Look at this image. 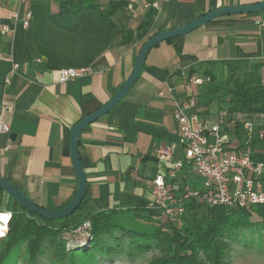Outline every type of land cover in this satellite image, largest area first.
<instances>
[{"label":"crops","instance_id":"obj_1","mask_svg":"<svg viewBox=\"0 0 264 264\" xmlns=\"http://www.w3.org/2000/svg\"><path fill=\"white\" fill-rule=\"evenodd\" d=\"M98 1L107 5L113 0ZM128 1L133 9L119 12L114 19L136 31L148 10L145 3L153 0ZM262 1L169 0L142 37L128 44L116 42L83 76L60 81L59 70L47 68L30 28L23 25L32 0H0V125L9 127L8 132L0 130V175L42 207L59 210L68 205L79 187L71 158L72 127L122 87L143 43L160 30L187 25L212 10ZM263 23L264 12L226 15L151 48L127 95L80 135L79 152L88 183L80 214L117 207H134L140 214L158 212L145 206L158 172L166 175L178 197L186 188H202L191 164L185 162L172 176L173 163H161L155 156L157 146L178 139L173 115L178 103L194 99L196 105L190 111L198 113L207 126L222 122L225 113L229 122L224 129L235 149L258 151L252 145L257 133L245 131L242 120L251 118L256 125V119L264 116L226 113L209 92L211 80L205 71L217 82L246 72H256L264 82ZM199 78L201 82L196 83ZM245 144L249 146L238 149ZM183 157L178 146L173 161ZM74 220L71 217L69 222Z\"/></svg>","mask_w":264,"mask_h":264},{"label":"trees","instance_id":"obj_2","mask_svg":"<svg viewBox=\"0 0 264 264\" xmlns=\"http://www.w3.org/2000/svg\"><path fill=\"white\" fill-rule=\"evenodd\" d=\"M128 4V0H113L107 5L98 0H32L30 32L39 54L47 60V68L88 67L116 42L128 44L142 37L153 26L157 10L148 9L135 31L119 25L114 19L119 12L128 9ZM205 72L211 80L209 92L226 113L264 116V82L256 72H246L224 83L215 81L210 71ZM254 141L264 144V136L257 135ZM248 146L241 145L238 149ZM252 157L264 161V151L252 152ZM0 199H6L0 212L11 213L0 263L24 240L28 241L31 259H35L47 237L53 240L55 258L64 260L67 250L62 234L87 223L90 239L80 252L100 248L101 238L105 236H112L117 243L140 239V246L149 248L154 243L160 252L148 264H228L231 242H235L239 234L243 237L247 233L264 235V204L232 208L206 206L190 199L186 201L185 215L177 220L157 219L154 215L160 214L159 211L140 214L134 207L87 214H80L78 207L70 216L52 220L24 207L1 188ZM71 217H75L73 222H69ZM71 252L74 254L75 250Z\"/></svg>","mask_w":264,"mask_h":264},{"label":"built area","instance_id":"obj_3","mask_svg":"<svg viewBox=\"0 0 264 264\" xmlns=\"http://www.w3.org/2000/svg\"><path fill=\"white\" fill-rule=\"evenodd\" d=\"M24 2L25 0H20ZM169 0H153L146 2V9H162L163 3ZM128 9H133L129 2ZM32 11H26L23 25L30 28ZM264 24V23H263ZM18 68L13 63V70ZM88 71L83 68H62L59 70L60 81H67L83 76ZM196 83L201 79H196ZM10 84V79H6ZM160 95H164L160 92ZM196 105L194 99L187 103H178L173 108V115L178 124V139L171 144H163L155 149V156L161 163L172 162L170 174L183 168L184 163L191 164L192 170L201 180V189L186 188L176 196L166 175L158 172L151 180L152 198L146 203L149 209H157L164 217L177 220L186 213V201L196 199L206 206L224 205L232 208H250L252 205L264 204V161H257L248 149L238 151L234 147L228 132L224 129L229 117L222 114V122L207 126L206 122L190 109ZM245 131L264 136L263 130H257L253 119L242 120ZM0 130L8 132L6 124L0 125ZM180 146L184 157L173 161L175 151ZM11 214V213H10Z\"/></svg>","mask_w":264,"mask_h":264},{"label":"rangeland","instance_id":"obj_4","mask_svg":"<svg viewBox=\"0 0 264 264\" xmlns=\"http://www.w3.org/2000/svg\"><path fill=\"white\" fill-rule=\"evenodd\" d=\"M256 121V129L262 130L264 117L258 118ZM238 136L241 137V133ZM253 144L258 151H264V144L261 141H253ZM199 187H202V184ZM5 205L6 199H0V207H5ZM176 223L179 224V221ZM88 227L87 223L77 230L62 234L61 237L66 242L67 250L64 260L55 258L53 240L51 237H47L35 259H31L28 241L24 240L13 247L0 264H148L154 257L160 255L159 249L154 243L152 247L145 248L138 244L140 239L136 241L125 239L117 243L112 236L102 237L100 248H94L87 253L80 252L79 249L84 248L90 239ZM5 228L4 235L0 237V252L6 248L5 236L10 230L8 224ZM231 246L232 249L227 259L228 264H264V235L260 237L257 233H247L243 237L239 234L237 240L231 242ZM110 248L112 251H107ZM72 250H75L74 254H72Z\"/></svg>","mask_w":264,"mask_h":264},{"label":"water","instance_id":"obj_5","mask_svg":"<svg viewBox=\"0 0 264 264\" xmlns=\"http://www.w3.org/2000/svg\"><path fill=\"white\" fill-rule=\"evenodd\" d=\"M260 11H264V1L253 4H247V5L222 7L208 12L207 14L195 19L194 21L188 23L187 25L174 29L160 30L157 33L151 35L143 43L140 52L137 56V59L135 61L134 68L129 78L122 85V87H120L115 92V94L109 99V101H107L103 106H101L96 111L80 119L72 127L71 158L76 168L79 187L76 197L66 207L59 210H49L45 207H42L37 203H35L29 196H27L23 191L18 189L15 185H13L2 175H0V188L9 195H11L13 198H15L24 207H27L32 212L37 213L40 216L46 217L47 219L54 220V219L65 218L70 216L78 207H80L88 188L87 178L83 166V159L79 152L80 135L85 128H87L90 124L95 122L100 117L110 112L127 95V93L134 86L135 82L140 76L146 57L149 51L151 50V48L162 41L186 35L189 32L195 30L196 28L201 27L206 23L214 19L220 18L222 16L233 15V14H247L251 12H260ZM12 137L13 139L15 138L14 133L12 134Z\"/></svg>","mask_w":264,"mask_h":264},{"label":"bare ground","instance_id":"obj_6","mask_svg":"<svg viewBox=\"0 0 264 264\" xmlns=\"http://www.w3.org/2000/svg\"><path fill=\"white\" fill-rule=\"evenodd\" d=\"M10 214L5 212H0V237L4 235V229L9 223Z\"/></svg>","mask_w":264,"mask_h":264}]
</instances>
